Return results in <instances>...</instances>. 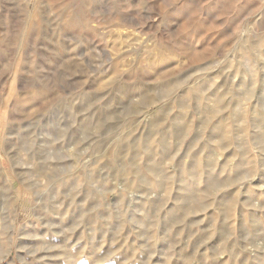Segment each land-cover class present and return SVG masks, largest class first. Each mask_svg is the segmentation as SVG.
<instances>
[{"label": "rangeland", "instance_id": "1", "mask_svg": "<svg viewBox=\"0 0 264 264\" xmlns=\"http://www.w3.org/2000/svg\"><path fill=\"white\" fill-rule=\"evenodd\" d=\"M0 264H264V0H0Z\"/></svg>", "mask_w": 264, "mask_h": 264}]
</instances>
